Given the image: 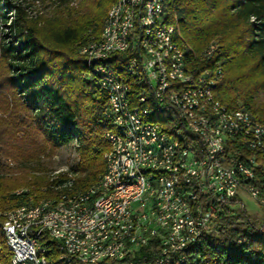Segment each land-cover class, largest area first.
Instances as JSON below:
<instances>
[{"label":"trees","instance_id":"16d2710c","mask_svg":"<svg viewBox=\"0 0 264 264\" xmlns=\"http://www.w3.org/2000/svg\"><path fill=\"white\" fill-rule=\"evenodd\" d=\"M34 1L38 0H0V90L15 109L25 113L20 114V123L28 138L30 133L41 136L51 152L73 145L76 162L52 179L34 177L29 170L49 171V164L40 160L43 148L32 155L31 150L24 158L28 168L25 178L0 172V264H11L12 259L2 229L5 213L55 199L69 189L75 192L94 186L105 173L104 155L109 150L105 134L111 125L104 116L107 98L83 78L90 69L78 45L90 37H100L115 0H80L76 6H71L72 0H54L49 16H33ZM165 6V20L175 27V41L184 46L187 66L192 70L205 67L210 72L221 69L216 99L229 109L247 110L264 122V0H167ZM136 53L132 48L109 56L104 63L126 78L125 67ZM127 81L131 93H136L133 81ZM145 109V122L158 123L164 131L172 129L169 113L156 108L151 98ZM0 131L3 137L16 139V132L7 135L8 131ZM20 188L30 192L12 194ZM225 224L228 237H210L204 241L206 250L198 246L192 254L209 257L212 264H264V257H259L264 238L257 234L258 220L242 213L226 218ZM238 232L247 240L246 245L237 246L229 238ZM43 246L49 250L50 264L58 263L57 242L44 237ZM156 246L139 248L127 261L151 264L158 254Z\"/></svg>","mask_w":264,"mask_h":264},{"label":"built area","instance_id":"2783aa9c","mask_svg":"<svg viewBox=\"0 0 264 264\" xmlns=\"http://www.w3.org/2000/svg\"><path fill=\"white\" fill-rule=\"evenodd\" d=\"M140 5H148L150 15L141 14L137 28L131 29V32L137 33V53L128 62L132 65V71H139L142 87L143 85L151 86L154 105L166 106L169 114L181 115L176 110V103L191 105L192 102H185L181 98V90L190 91L191 86H201L204 103L206 100H213L215 103V89H212V83H207L205 80V67H201V70L196 73H187L186 65L188 64L182 60L184 46L179 43L178 53H173V88L165 89L161 86L158 73H153L152 44L148 54H140L139 35H145L148 22H155L159 43L165 45L168 53H171V44H166L165 41L166 28L161 27L163 10L156 8V0H143ZM173 40H175L174 36ZM116 46L121 47V40ZM209 54L211 56L213 52ZM100 60L107 59L100 57ZM100 71L112 75V83H98V80H93V73H85L84 76L86 80L93 82L106 98L115 99L116 109H107L105 105L104 116H118L119 107H126L127 120L121 121L126 126L127 122L135 123L136 139H131L128 156H134L136 160L139 185L134 188H138V200L133 205H126V200L120 198V190L130 189H122L120 185H104L103 187L114 188V196L110 199H99L95 208L77 209L76 212H72V218L67 220L52 219L51 214L47 215L48 225L44 229L28 226V217L36 212H24L6 218L3 224H6L12 246L17 252L16 264H32L31 247L39 248V263H47L49 253L46 248H42L41 240H28V233L42 232H51L53 240H60L64 256L70 258L73 264H132L127 259L134 251L154 243L157 244L158 254L151 264H212L211 259L203 255L185 257L184 248L202 246V251L206 250L207 245L202 241V234H213L218 239L228 237L229 227L225 224L226 218L242 213L251 217L243 203L244 197L251 200L259 209L258 213L262 214L260 219L256 218L258 220L256 231L264 232L262 196H258V192L250 189L251 181H264V160L261 152L244 155V157H250L258 166L257 174L244 171L242 164H237V157L230 155H225V162L232 163V174H217L213 160V151L217 148L214 146V141H208V131L203 125L202 131L191 130V125L184 123L181 116V127L190 133L194 149L201 151L205 169L197 170L192 154H186L185 167L189 174V182L185 184L183 195H173V183L180 180L174 169V161L177 152H184L183 145L177 144L174 138L164 136L163 126L138 124L129 113L125 91H118V82L121 81L115 78V71L110 68ZM176 74L189 75V82H176ZM215 75H220L219 71L215 70ZM236 111L238 118H245V133L252 135V132H261L264 138V130L256 128V119L249 111L242 108ZM151 133L160 134V143L151 142ZM160 146H167L168 156H161ZM125 166L124 161V169ZM124 169H121L123 170L122 180H126ZM146 169H154L156 182L147 181ZM194 184H201L204 187L202 214L198 220L188 221L189 200L191 194H194ZM144 185H151V193L147 198H140V188ZM110 202H117V210H110ZM125 214H134L131 225L124 231L114 233L111 236V245H101V237L106 236V233H97V226L105 222V218H120ZM73 220L87 222V229L95 227L92 242L82 240V233L87 229H80L79 234H74V240H65L63 233H59V224L73 223ZM248 229H251V226ZM229 238L237 246L247 244V240L242 239V232ZM259 257H264V251L259 253Z\"/></svg>","mask_w":264,"mask_h":264},{"label":"bare ground","instance_id":"6f19581e","mask_svg":"<svg viewBox=\"0 0 264 264\" xmlns=\"http://www.w3.org/2000/svg\"><path fill=\"white\" fill-rule=\"evenodd\" d=\"M143 0H117L108 10L105 16L100 37L97 40H91L80 46V54L83 55L88 63L90 71L93 73V80H98L100 84L112 83V75L102 73L101 69H108L104 60L100 57L108 58L116 53H124L130 49L137 52V33L131 32V29L137 28L139 17L150 15L148 5H140ZM167 0H156V8L163 10L161 16V27L165 29L166 44H171V53H168L167 47L159 43L157 36V25L155 22H148L145 29V35H139V52L148 54L151 51L152 44V63L153 73H158V81L165 89L173 88V53H178V43L173 40L175 37V27L166 22L165 5ZM121 40V47L116 46ZM104 44V45H103ZM212 51V50H211ZM182 60L186 63V52H182ZM112 69V68H110ZM114 71V70H112ZM199 70H192L186 65L187 73H196ZM221 75V69H217ZM125 77L115 72V78L118 82V91H125V98L129 113L135 118L138 124L147 123L145 119V105L151 98L154 103L153 93L150 85H143L139 79V71H132V65L127 63L124 71ZM220 75L205 70V80L212 83V89H215ZM127 79H131L136 88V93H131V85ZM176 82H189V75L176 74ZM126 88V90H125ZM181 98L185 102H192L191 105L176 103V110L181 115L168 114L169 120L174 124L170 131H164V136L174 138L177 144L183 145L184 152H177L174 161V169L180 180L173 183V195H183L185 184L189 182V174L186 171L185 160L186 154H192V159L197 166V170L205 169L204 157L199 149H194L190 133L184 130L183 121L191 125V130L202 131V125L208 131V141H214L217 149L213 151V160L217 174L231 175L232 163L225 162V155L237 157V164H242L244 171L249 174H257L258 166L250 157L244 155H254L256 152L263 154L264 160V138L261 132L245 133V118H238L236 109H229L218 101L215 97L213 100H206L204 103V93L201 86H191L189 90H181ZM107 109H116L114 98H107ZM159 110H166V106L155 105ZM197 113V114H195ZM182 116V117H181ZM111 125V129L106 133L105 139L109 144V150L105 153V173L103 177L92 187L83 191H71L60 193L57 198L40 202L36 206H21L5 213V219L18 215L19 213L35 214L28 217V226L31 228L44 229L48 225L47 215L51 214L52 219L67 220L72 218V212L77 209L95 208L99 199H110L114 196V188L103 187L104 185H120L121 200H126V205H133L138 200L139 178L136 172V160L134 156H128L131 148V139H136L135 123L127 122V126L121 120H127L126 107H119L118 116L106 117ZM158 124V123H155ZM158 126H161L158 124ZM256 128L264 130V122L256 119ZM151 142L160 143V134L151 133ZM161 156H168L167 146H160ZM114 161V162H113ZM125 161V169H124ZM115 163V165H114ZM126 180L123 179V170ZM146 178L148 182H156L154 169H146ZM71 183V182H70ZM70 184L68 188H70ZM250 189L258 192L261 197V205L264 208V181H251ZM151 193V185H144L140 188V198H147ZM204 187L201 184H194V194H191L189 200L188 221H196L202 214ZM38 210V211H37ZM110 210H117V202H110ZM134 221V214H125L123 217L105 218V222L97 226V233H106L101 237V245H111V236L118 231H124ZM3 231L6 238L7 249L12 254L11 264L17 262V252L12 246L10 233L6 224H3ZM80 229H87V222L73 220V223L59 224V233H63L65 240H74V234H79ZM248 234V233H246ZM259 237L264 238V232L257 231ZM95 236V227H88L82 233V240L92 242ZM44 237L51 241L57 242L59 264H73L72 260L64 256V251L60 240H53L51 232L28 233V240H41L42 248ZM210 237H216L213 234H202V241ZM243 240H245L242 237ZM198 246L184 248L185 257H194L193 249ZM47 249V248H46ZM216 250L221 251L219 246ZM47 252L49 250L47 249ZM32 264H50L47 256V263L40 262V250L38 247H31ZM56 263V264H58Z\"/></svg>","mask_w":264,"mask_h":264},{"label":"rangeland","instance_id":"374dc122","mask_svg":"<svg viewBox=\"0 0 264 264\" xmlns=\"http://www.w3.org/2000/svg\"><path fill=\"white\" fill-rule=\"evenodd\" d=\"M79 1L80 0H72L71 6H76ZM53 3L54 0L34 1V7H32L31 9L33 11V16H49V14L55 8V5ZM91 40H95V37H90L85 42L79 43V45L85 44L86 42ZM212 47H214V44ZM0 77H2L1 73ZM83 78L85 79L84 75ZM7 96L8 95L5 94V92L2 93L0 90V130L3 129L7 132L9 129H11L7 132V135H12L14 132H16V139L12 141L8 137H3L0 131V172L7 177L15 179L18 178L21 180L25 178L24 175L27 173L25 172V170H28V168L24 166V158L31 150L32 152L30 153L32 155L35 154L33 151L42 152L40 150H42L43 148L46 150L44 151L45 153L43 152L44 155L41 156L40 160L46 165L49 164V171L47 173H33L31 172V170H29L28 173L30 172L32 176L40 178L45 176L52 179L56 177L57 174L65 173L72 166H74L76 162V153L73 145L67 147L60 146L54 152H51L50 148L46 146L45 141L41 136H36L33 133H30L31 136L29 138L27 137L25 127H22V124L20 123V114L23 115L25 113H23L18 108L15 109L16 106L14 107V105L12 104V100ZM30 124L31 123L28 122L27 126H29ZM14 145L21 148L15 147ZM46 155L52 156L51 159L45 157ZM21 192H30V190L28 188H20L14 190L12 194ZM243 203L246 206L247 213L251 217L260 219L262 214L258 213L259 209L255 205H253V202L251 200H248L247 197H244Z\"/></svg>","mask_w":264,"mask_h":264}]
</instances>
